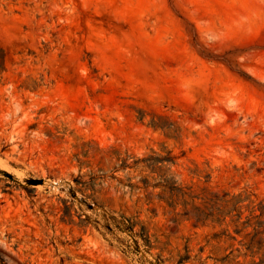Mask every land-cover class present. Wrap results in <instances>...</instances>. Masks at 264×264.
<instances>
[{
  "label": "rangeland",
  "instance_id": "rangeland-1",
  "mask_svg": "<svg viewBox=\"0 0 264 264\" xmlns=\"http://www.w3.org/2000/svg\"><path fill=\"white\" fill-rule=\"evenodd\" d=\"M0 162V264H264V0H0Z\"/></svg>",
  "mask_w": 264,
  "mask_h": 264
},
{
  "label": "bare ground",
  "instance_id": "bare-ground-1",
  "mask_svg": "<svg viewBox=\"0 0 264 264\" xmlns=\"http://www.w3.org/2000/svg\"><path fill=\"white\" fill-rule=\"evenodd\" d=\"M1 163V162H0ZM2 165V164H1Z\"/></svg>",
  "mask_w": 264,
  "mask_h": 264
}]
</instances>
